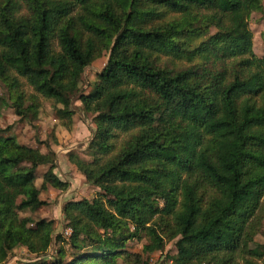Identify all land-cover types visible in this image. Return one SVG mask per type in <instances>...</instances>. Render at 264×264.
<instances>
[{"label":"trees","instance_id":"obj_1","mask_svg":"<svg viewBox=\"0 0 264 264\" xmlns=\"http://www.w3.org/2000/svg\"><path fill=\"white\" fill-rule=\"evenodd\" d=\"M263 0H0V108L43 101L93 115L90 160H68L98 196L55 222L21 217L68 191L57 155L0 127V264H264V56L250 19ZM108 53L90 92L86 69ZM48 166L41 188L37 169ZM145 238L142 253L128 243ZM55 243L61 246L55 248ZM54 257H46L51 251Z\"/></svg>","mask_w":264,"mask_h":264},{"label":"rangeland","instance_id":"obj_2","mask_svg":"<svg viewBox=\"0 0 264 264\" xmlns=\"http://www.w3.org/2000/svg\"><path fill=\"white\" fill-rule=\"evenodd\" d=\"M264 4V0H263ZM250 29L253 33L254 50L258 57L264 56V17L260 13H253L250 19ZM108 53H105L100 59L96 60L88 67L82 76L80 87L84 92H90L94 84L98 81L99 74L106 67ZM2 94L3 92L0 91ZM75 115L72 121L63 119L54 108L51 102L43 101L27 119H20L10 107L0 108V127L10 129V134L16 136L18 142L30 148L38 149L47 154L51 148L57 155V169L55 173L70 184L68 191L60 192L53 188L42 191L41 200L47 205L20 212L21 217H31L35 220L47 219L55 222V234L69 237L70 230L64 229L62 208L69 201H78L81 199L92 200L99 195L97 188L89 185L84 176L68 160V153L75 152L84 160H90L88 155L89 143L92 139L95 124L93 115L83 112L81 102L74 105ZM36 179V185L41 188L43 173L48 170V166L39 167ZM145 238H135L129 241L128 251L130 253H142ZM258 242H264L262 237ZM58 249L61 244L55 243ZM51 251L46 257L50 261L54 257V251ZM176 255L174 243L168 244L165 251L151 256L150 264H171L167 257ZM35 257L30 255L25 249H17L8 264H25Z\"/></svg>","mask_w":264,"mask_h":264},{"label":"crops","instance_id":"obj_3","mask_svg":"<svg viewBox=\"0 0 264 264\" xmlns=\"http://www.w3.org/2000/svg\"><path fill=\"white\" fill-rule=\"evenodd\" d=\"M38 170H39V169H37V171H38ZM44 173H45V172H44ZM44 173H43V174H44ZM36 174L38 175L39 173L36 172Z\"/></svg>","mask_w":264,"mask_h":264},{"label":"built area","instance_id":"obj_4","mask_svg":"<svg viewBox=\"0 0 264 264\" xmlns=\"http://www.w3.org/2000/svg\"><path fill=\"white\" fill-rule=\"evenodd\" d=\"M152 261V260H151ZM171 264H172V262H171Z\"/></svg>","mask_w":264,"mask_h":264}]
</instances>
